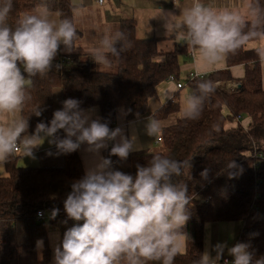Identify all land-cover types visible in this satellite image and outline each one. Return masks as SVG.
Segmentation results:
<instances>
[{"label": "clouds", "instance_id": "1", "mask_svg": "<svg viewBox=\"0 0 264 264\" xmlns=\"http://www.w3.org/2000/svg\"><path fill=\"white\" fill-rule=\"evenodd\" d=\"M12 10L13 0H0V165L17 153L36 159L35 152L45 141L56 149L48 155L78 150L84 154L83 175L71 181L63 200L66 219L61 223H73L62 236L59 232L50 234L52 264H174L186 248L189 234L185 229L191 219L187 185L174 182V177L183 175L189 162L153 153L146 164L135 165V174L123 171L129 156L141 150L134 123L129 122L126 136L121 126L110 128V121L94 106L84 108L83 101L76 98L61 101L62 107L53 111L51 119L47 123L40 120L30 132V117H40L45 110L41 107L33 109L30 116L24 115L32 99L34 78L46 76L54 66L61 68L54 63L56 57L61 49L65 53L75 51L79 36L73 20L54 13L48 0L18 16L14 24L9 23ZM160 13L162 19L167 18L166 30L178 34L194 61L215 65L252 42L264 62V7L259 0H242L240 9L192 0L178 17L163 8ZM122 37L118 32L93 46L89 55L94 63L110 66L109 54L119 57L114 45ZM202 89L209 90V85H202ZM197 114L196 98L188 99L185 118L194 119ZM145 133L158 137L159 121L149 116ZM229 167L238 165L231 161ZM207 171L201 175L206 177ZM235 175L229 173V178ZM59 213L60 208L52 207L48 220L56 219ZM43 216L44 212L37 213L38 218ZM43 249L44 241L38 239L36 251L41 261ZM250 249L251 244L244 242L212 246L206 238L205 250L196 264H220L222 260L223 264H264V255L256 258ZM225 252L231 261L224 258Z\"/></svg>", "mask_w": 264, "mask_h": 264}, {"label": "trees", "instance_id": "2", "mask_svg": "<svg viewBox=\"0 0 264 264\" xmlns=\"http://www.w3.org/2000/svg\"><path fill=\"white\" fill-rule=\"evenodd\" d=\"M40 2L13 0L9 23L14 24L18 16L30 12ZM48 2L54 13L59 12L61 18L75 23L77 6L71 0ZM259 3L264 7V0ZM77 32L80 36L81 32L78 29ZM119 32L123 33L119 39V57L109 55L112 61L109 67L117 68L115 73L95 64L90 55L70 54L56 58L54 63L61 64V68L54 66L46 76L34 78L30 89L32 99L24 115L30 116L33 109L41 107L45 110L40 117H30V132L40 120L47 123L51 119L56 89L61 90L62 101L76 98L83 101L84 108H99L101 116L113 128L119 111L130 109L126 120H136L137 113L140 117L148 112L161 83L181 77V58L188 54L186 46H176L169 52L160 50L162 39L137 37V23L133 19L122 20ZM248 45L225 57L226 69L187 79L186 85L198 103V114L194 119L181 116L175 125L164 128L159 143L162 150L153 152L187 160L190 165L182 170L183 175L174 177V182L187 185L191 197V219L185 229L189 234L186 250L175 258L174 264H196L205 250L208 223H242L238 242L250 243L256 258L264 253V83L262 61ZM240 65L245 66L241 87L231 91L223 84L235 81L232 68ZM204 84L209 85V90L202 89ZM179 111L178 100L167 102L153 117L165 120ZM230 123L236 125L228 128ZM153 153L129 156L122 170L135 174V165L146 164ZM231 161L238 168L229 167ZM205 169L206 177L201 175ZM83 172L78 151L63 155L61 167H20L16 157L3 164L0 264H50V233L56 230L62 236L73 223H61L66 219L63 200L70 191L71 181L80 178ZM229 173L236 175L229 178ZM53 194L56 199L50 198ZM54 206L60 208L56 219H37L39 210L47 214ZM38 239L44 241L42 261L37 258Z\"/></svg>", "mask_w": 264, "mask_h": 264}, {"label": "crops", "instance_id": "3", "mask_svg": "<svg viewBox=\"0 0 264 264\" xmlns=\"http://www.w3.org/2000/svg\"><path fill=\"white\" fill-rule=\"evenodd\" d=\"M71 1L77 6L74 12V18L75 25L81 32V35L76 42V50L72 53H65L64 50L61 49V52L58 54V56L60 55V58L70 54L89 55V51L93 48V46L99 45L102 38L118 33L121 21L126 19H133L136 21L137 37L139 39H162L159 43V47L160 50L164 52L173 51L176 46H185L179 41L178 34L171 29L166 30L165 23L167 18H161L160 9L163 8L165 12L168 10L173 11L178 17L183 7L190 5L192 0H175L178 5L177 8L174 7L173 0H104L102 5L98 3V0ZM210 2L234 9H240L242 6V0H210ZM170 38L173 39L171 40ZM114 47L116 48V51H119V39L116 40ZM248 47L250 49H254L255 44L251 43ZM100 67L106 68L109 66ZM226 67L225 58L215 65H206L201 61H194L188 53L187 56L181 58V77L183 76L182 74H186L187 79L192 74L204 76L215 71L224 70ZM262 71L264 83V62H262ZM232 75L235 81L223 85L227 86V88L231 91L236 89L238 90L240 89L239 86H241L240 81L245 75V66L240 65L233 67ZM181 77L179 79H175L174 81L168 80L158 86L157 95L150 101L148 112L145 115L138 117L134 121H127L125 115H123L124 111L121 110L117 113L116 124L113 128L121 126L124 129L125 135L128 136L130 133L129 122H133L137 130L141 150L131 154L130 156L153 153L155 152V148L160 145L157 141L161 138V134L158 137H149L145 133V125L148 117H153L165 103L175 102L178 100L180 103V111L177 114L169 116L165 120H158L161 126V133L164 128L175 125L179 117L184 115L186 101L193 96L192 93L185 94L184 88L179 89L177 87V84L182 82ZM61 101V90L56 89L53 93V111L62 107ZM96 109L98 114L101 116L99 108ZM235 125V123H230L228 124V128L234 127ZM49 151L55 153L56 149L54 146H50L47 141H45L43 146L35 152L36 159L33 160L27 157L24 158L19 153H17L15 157L18 159V165L20 167H61L63 165V154L59 156L48 155L47 153ZM78 153L84 168L83 151L78 150ZM0 172H3V164L0 165ZM56 232L58 231L55 230L51 233ZM52 244L53 242L50 240L52 250L50 264H52L53 261Z\"/></svg>", "mask_w": 264, "mask_h": 264}, {"label": "rangeland", "instance_id": "4", "mask_svg": "<svg viewBox=\"0 0 264 264\" xmlns=\"http://www.w3.org/2000/svg\"><path fill=\"white\" fill-rule=\"evenodd\" d=\"M183 60V59H182ZM112 67V66H110ZM106 67L103 68L105 71L110 73H115L117 71V68H110ZM182 84L185 85V94L192 93L189 89V87L186 85V74H182ZM220 83H216V86H220ZM227 88V86H226ZM228 89V88H227ZM193 96V95H192ZM192 98H195L194 96ZM185 117V115H183ZM162 147L159 145L155 148V152L161 151ZM48 222V221H47ZM242 228V223L240 222H221V223H208L206 226V233H205V240L206 238L210 239V244L212 246L216 245L219 242H227L229 246L234 245L238 242L239 234ZM264 255V253H263ZM225 257H231L227 255V252H225ZM224 257V258H225ZM260 257V256H259ZM257 257V258H259Z\"/></svg>", "mask_w": 264, "mask_h": 264}, {"label": "built area", "instance_id": "5", "mask_svg": "<svg viewBox=\"0 0 264 264\" xmlns=\"http://www.w3.org/2000/svg\"><path fill=\"white\" fill-rule=\"evenodd\" d=\"M103 2H104V0H98V3H99L100 5H102ZM62 59H63V58H62ZM198 77H200V76H198V75H193V74H192L189 78H190V79H195V78H198ZM169 80L174 81L175 78H174V77H171ZM177 87H178L179 89H182V88H184V84H182V83H178V84H177ZM237 119L240 120V119H241L240 116H239ZM160 142H161V139H158L157 143H160ZM38 212H44V216H43V217H40V218L37 217V219H38L39 221H46V220L48 219V216H47L46 212H45L43 209L39 210ZM38 212H37V213H38ZM225 259L231 261V260H232V257H225ZM220 264H223V260L220 262Z\"/></svg>", "mask_w": 264, "mask_h": 264}, {"label": "water", "instance_id": "6", "mask_svg": "<svg viewBox=\"0 0 264 264\" xmlns=\"http://www.w3.org/2000/svg\"><path fill=\"white\" fill-rule=\"evenodd\" d=\"M239 87H241V86H239Z\"/></svg>", "mask_w": 264, "mask_h": 264}]
</instances>
